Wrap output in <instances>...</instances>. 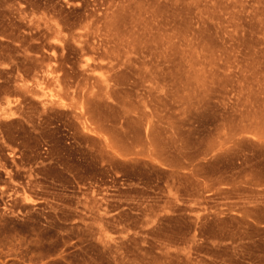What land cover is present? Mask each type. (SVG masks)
Listing matches in <instances>:
<instances>
[{
	"label": "rangeland",
	"instance_id": "rangeland-1",
	"mask_svg": "<svg viewBox=\"0 0 264 264\" xmlns=\"http://www.w3.org/2000/svg\"><path fill=\"white\" fill-rule=\"evenodd\" d=\"M0 264H264V0H0Z\"/></svg>",
	"mask_w": 264,
	"mask_h": 264
}]
</instances>
